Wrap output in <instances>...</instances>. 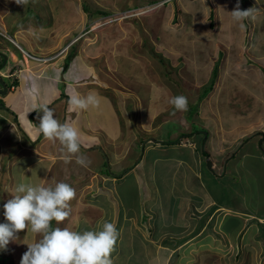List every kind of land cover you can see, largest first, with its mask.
Returning <instances> with one entry per match:
<instances>
[{"label": "rangeland", "instance_id": "rangeland-1", "mask_svg": "<svg viewBox=\"0 0 264 264\" xmlns=\"http://www.w3.org/2000/svg\"><path fill=\"white\" fill-rule=\"evenodd\" d=\"M235 4L236 0H29L21 6L14 0H0V35L7 33L21 47L31 49L26 30L36 37L66 33V38L58 37L59 43L54 45L57 48L53 47L46 55L58 51L73 36L77 40L71 48V53L74 50L75 53L66 52L60 60L59 70H64V80L86 82L90 88L87 92H98L104 97V104L115 113V116L108 112L93 114L92 108L86 119V140L80 137L81 142L89 145L88 150L100 152L99 145L105 140L114 118L126 136L124 142L117 139L116 146L111 143L113 152L118 154L114 156L112 152L111 161L109 156L102 155L104 161L99 165L97 158L88 156H95V153L86 151L85 157L90 163L85 172L77 170L79 167L74 161L63 163V169L59 160L49 176L38 180L37 183L45 185L64 181L76 191V197L70 201V216L59 224L53 220L52 227L83 231L96 229L103 222L98 220L114 223L119 237L111 253L113 264H264V220L257 219V211H264V179L248 180L244 170V177L239 180V176H233L238 182H230V187L224 189L222 177L204 172L202 180L207 191L196 202L212 196L234 208L240 201L245 210L256 214L249 216L250 223L242 230H235L240 228L241 222L230 214L219 224V229L213 226L212 230H204L199 240L189 239L182 246L174 247L181 239L195 233L208 214L197 215L193 203L185 204L182 199L169 195L183 186L180 178L190 176L183 165L178 166L179 175L173 177L167 161L164 166L159 161L153 168L146 167L144 156H140L141 145L158 139L167 144L171 138V143L179 144L181 139H177L183 137L186 130H209L216 137L215 147L232 141L233 133L244 132L247 138L257 136L249 132L256 128L264 131V0H240L241 10H254L253 17L243 21V29L231 18ZM85 5L87 12L83 8ZM137 9L146 12L123 17L125 11ZM110 18L112 21H106ZM1 36L0 42L4 45L1 54L8 58L2 70L7 66L23 65L19 51ZM46 49L44 46L36 50L44 54ZM33 63L28 60V64ZM55 88L64 92L65 85L57 84ZM202 92L206 94L201 96ZM175 95L187 97V111H178L167 102ZM258 98L263 99L258 101ZM12 108L9 110L13 115L18 114ZM1 113L11 118L9 111L7 114L1 110ZM60 117L57 115L56 119L62 122V115ZM20 120L19 117L17 129L20 143H24L27 135L22 131L25 126ZM97 124L101 127L99 132L90 131ZM31 126L37 130L35 121H31ZM135 132H144V138L140 135L141 141H134ZM187 138L194 140L193 136ZM6 141L7 148L0 163V223L5 222L2 205L11 198L14 187L20 182L34 183L30 175L22 177L27 159L23 152L17 155L19 143ZM242 143L240 141L230 155L236 157ZM101 145L106 148L103 142ZM80 152L74 155H85V150L80 149ZM58 153L66 155L61 147ZM173 153L177 150L165 146L155 151L156 155L168 158ZM182 155L187 157L184 152ZM206 158L203 167L209 169ZM254 160L247 155L238 165L245 168L253 165ZM218 166L213 164V170L223 175L225 169ZM94 170L104 176H109L110 171L111 176L125 177L114 181L105 177V180L108 178L107 187H113L114 192L104 191L101 185L106 181ZM9 179L11 183L7 182ZM193 181L188 184L189 190L200 192L194 184L197 181ZM234 191L240 195L236 197ZM128 203L130 205L124 207ZM135 209H139L142 220L134 218L131 221L134 228L129 230L123 226V213ZM181 212L185 213L183 217ZM174 215L177 217L171 219ZM183 221L188 224L186 234L180 229ZM226 226L234 228L232 234L226 235ZM17 237L5 249H0V264H20L27 250L24 242L39 239L27 229L19 231Z\"/></svg>", "mask_w": 264, "mask_h": 264}, {"label": "crops", "instance_id": "crops-1", "mask_svg": "<svg viewBox=\"0 0 264 264\" xmlns=\"http://www.w3.org/2000/svg\"><path fill=\"white\" fill-rule=\"evenodd\" d=\"M63 32L64 31L58 34H55V35H51V36L36 37V36H33L32 32H28V30H26V33L29 36L28 39L31 41V46H30L31 49L29 51H31L34 54H40L41 56H47L46 53H48L49 50H51L53 47L55 48L56 47L54 46L55 44L59 43L57 41L59 36L62 38H66L65 36L66 33H63ZM42 41H48V42L42 43ZM63 44H65V42ZM44 46L47 47V49L44 50L47 52H44V54H41V52H38L36 50V49L42 50ZM1 47H4V45H2V42H0V51H2ZM68 50L69 49L65 50L64 51L65 53L63 52V54H61V56H59L56 60H52L50 62L33 63L30 65V64H27V62L23 60L22 68L18 69V72L21 73V77L18 78V83H19L18 86L15 87L14 91L9 92L4 97H2V100L4 101L5 106L9 109L13 107L12 109L16 110L18 114L13 115L11 112H9V115L11 114L10 115L11 118H10L7 115L1 113V110L7 113L6 110L0 109V163L2 160L1 156H3L2 153L7 148L8 142L6 140L19 143V144L16 143L19 146V150H20L18 151L17 155L20 156L19 154L23 152V155H25L27 159L25 166H24V170L22 171V177L24 178L30 175L31 176L30 179H32L34 183H37L38 180L45 179V176L47 175L49 176L50 172L53 171L55 165L57 164V161L59 162V160H61V167H63V169H65L64 168L65 165L63 163H66L69 161H74L75 163H77L76 162L77 155H71L67 153L66 155H64V153H58V149L59 147H61V145L59 144V141H49L46 138H44L42 134L37 136L38 135L37 130H35L31 126V121H35L37 125L39 123V121L36 119V111L35 110L30 111V109L32 108L34 104L48 103L49 101H51L49 107L54 109V118H56V116L59 115V119H60L61 118L60 116L62 115V122H68L76 126L80 131V137H82L84 141L86 140V125L88 124L86 123V119L88 118L89 113H92L91 112L92 108L90 107L87 110H79V109L73 110L67 101L71 95H74L77 93L82 96L87 95L88 93H90V92H87L88 89L90 88L86 86L87 85L86 82H83L82 80H77L76 76H75V79L77 81H74V80L71 81L67 79L64 80V77L62 76L64 73V70L63 71L62 69L59 70L61 63H62L60 62V60L62 59L61 57L65 55L66 52H68ZM6 63H8V58H7ZM8 68H14V66H11V67L7 66L6 69ZM73 70L74 69H72V71ZM83 71L80 72L81 73L80 77L83 75L84 73ZM68 77H70V75ZM80 77L78 79H80ZM62 83H64L65 85L64 92H60L55 88L57 84H62ZM91 92H94V91H91ZM94 93L98 94V96L101 98V103L98 107L94 108L93 114L97 113L99 115L102 112L104 113L108 112L115 116V113H113L112 108H108L106 106L107 103L104 104L105 103L104 97L100 95L98 92H94ZM262 99L263 98H260V99L258 98V101ZM18 116L21 119L20 121L23 122L25 126L24 129L21 128L22 131L27 135V139H26L27 142H24V143H20L22 142V140L20 138L19 130L17 129L18 118H19ZM218 117L219 116L217 115V118ZM234 118L236 119V117ZM259 125H262V123L260 122ZM99 127L100 125L97 124L94 126V129L90 131H92L93 133L94 132L98 133L99 129L101 128ZM108 128L110 129L105 134V140L101 141L99 145V147L101 148L100 152L97 150L96 151L88 150L87 147H89V145H86V142L84 141L83 142L80 141V145H81L80 149L83 152L85 150V155L83 154L84 157L86 156V151L92 152V153L94 152L95 156L93 155L90 156L88 154L87 155L89 156V158H93V157L97 158L99 161V165L101 164V162L104 161V158L102 157V155L103 156L106 155V157L109 156L110 161L112 160L113 155L118 156V154L113 152L111 148V143L115 144L117 142V139L118 141L124 142L123 137H126L124 136L125 132L122 130V127H120V123L116 121L115 118L113 120V123L112 124L110 123ZM249 132L252 135L256 134L257 136L256 137L251 136V137L246 138L244 137V134H245L244 132H238L237 135H235V133L232 132L233 133L232 141H230L229 143L224 141V144L220 146L216 145V147L215 145H213V142L216 141L215 135H213V133L210 132L209 130L205 131V128L200 129V131L197 130L194 132V134L190 135V136H193L194 138V140L192 141H190L186 135L185 136L182 135L183 137L180 136L177 139L178 141L181 139V141H179V144L170 143L172 142L171 140L172 138H171L170 140L166 142L167 144H162L161 141H159L158 139V141H154V142L150 141L148 143L145 142L146 143L145 145H141L140 156H144L143 160H144V163H146V167L153 168L155 164L159 161H161V163L164 166L165 165L164 162L167 161V163L170 165L169 170L171 171V175L173 177L179 175L178 166L183 165L185 169L189 171L190 176L182 177V178L179 177L180 179H183V182H184L183 186L181 187L179 186L177 192L175 193L174 191L169 192V195H172L174 198L182 199V201H184L185 204L193 203L192 208H196L195 214L197 215H201V213L208 214L206 216L204 223L198 228V230L195 233L190 234L186 236L185 238L181 239L177 244L174 245V247L182 246L181 244H183L189 239L197 238V240H199L200 237L202 236V232L207 229L212 230L213 226L219 229V224L225 221L226 216L230 214L235 215L236 219H238V221L241 222L240 228H237L235 230H242L245 224L250 223L248 222V220H250L249 216L250 215L252 216V214H256V212H251L247 210V208L245 210V208L242 205V202L240 201L237 202L236 204L237 207H234V208L231 207L228 203H222L220 201H217V199L213 198L212 196H207V195H206L207 196L206 200H205V197L202 198V201L205 200V202H203L204 203L203 205H202V201L196 202L198 199L201 198L203 192L206 193L207 191L206 187H204L205 182L204 180H202L204 172H211L214 175H216L217 178L222 177L225 183V187H224V183L221 182V184H222V188L224 189H227L228 187H230L229 185L230 182L231 183H233V181L238 182V179H236L233 176H239V180L241 179V176L244 177V174H243L244 170L248 177L247 178L248 180H250L251 178L253 179V181L258 180V179H264V131L260 128H256L252 130V132L251 131ZM253 132H256V133H253ZM121 133H123L122 136H120ZM138 133L135 132L136 135H135L134 141L135 140L141 141V137L144 138L145 136L144 132L142 134L139 133V135ZM197 133L199 134L198 136L195 135ZM176 137H178V135H176ZM219 138L221 139V141L224 140L220 136ZM240 141H243V143L242 145L239 146L237 150V156L234 157L230 155L231 153L230 151L234 147H236ZM95 142H98V141H95ZM102 142L103 144H105L106 148L102 147L101 145ZM125 144H127V141L126 143H124V146ZM207 144H210L209 147L207 146ZM55 145L58 146L57 149ZM164 146L166 148L176 149L177 153L171 154L170 158L164 157V156L162 157V155L160 156L156 155L155 154L156 149L164 148ZM203 149L207 152L208 154L207 156H203V153H201ZM178 150H180L179 153H178ZM183 152L187 154V157H184L182 155ZM17 155L15 156L18 157ZM247 155L253 156V158L255 159L253 161L254 164L246 165L245 168H243V166L238 165V162L244 159L245 156ZM205 157H207L209 161L212 160L214 162L212 163L210 161L211 171L205 168V166L203 167L204 165L203 159ZM226 158L228 159L225 163V166L223 167V162H224V159ZM175 163L177 164L175 165ZM213 164L219 165L218 166L219 168H224L225 169L224 174L221 175V173H216V171L213 170ZM76 166L79 167L77 170L82 171V172L86 171V167L78 163ZM28 169H31V171H28ZM77 170H75V172ZM94 172H96L97 176H99V178L104 181L108 179L106 178L105 180V177H110V179L111 180L113 179V181L121 180L123 177H125V176H121L119 178H116L115 176H111L110 171L108 173L109 176L108 175L104 176L105 174L103 175L102 173L97 172L95 170ZM9 173H10V170L8 171V174ZM67 173L68 171L66 172V174ZM213 174L211 175L210 173H208V175H210L211 177L213 176ZM10 175L12 177L11 173ZM127 175H130V174H127ZM213 177L214 179L216 178L215 176ZM193 180L197 182L195 183ZM16 181L17 180H15V182ZM191 181L194 182L196 188L198 189L200 188L201 190L200 192L199 191L191 192L189 190L188 184ZM7 182L11 183V180L9 179ZM242 182L243 181L241 180L240 183ZM115 184L116 182L113 185ZM101 186L103 187L104 191L114 192L113 187H111L110 185H108L109 188L107 187V181L104 182V184H102ZM234 186H235V183H234ZM248 186H250V183H248ZM193 190H194V186H193L192 191ZM257 191H259V187L257 188ZM234 194L236 197L240 195V193L237 195V191H234ZM242 194H244V192H242ZM260 196L262 195L260 194ZM236 197L234 198L236 199ZM129 205L130 203L125 204L124 207H127ZM138 210L139 209H135L133 211L124 210L125 213H123L124 215L122 214L123 215L122 223L124 222L123 226H125V228L127 227V229L129 230L133 229L134 224H132L131 221L134 218H137L136 220H138L139 218L141 219V217H139L140 212L138 213ZM136 211H137V215H136ZM184 215L185 213L181 212V217H183ZM257 215H258L257 219L261 218L264 220V211L263 212L257 211ZM174 217H177V215L172 216L171 219ZM217 217L219 218L216 220ZM95 219H97V217ZM102 221H105V220H101V221L98 220V222H102ZM187 225L188 224L186 223V221H183V224L180 227V229L182 228L184 229L183 233L185 232L187 233V231L185 230L187 228ZM125 230H123V232ZM224 230H225L224 232L226 233V235H229L230 232L231 234L233 233L234 228L232 230L226 226ZM123 232H122V235H123ZM159 245L164 247V245L162 244H159Z\"/></svg>", "mask_w": 264, "mask_h": 264}, {"label": "clouds", "instance_id": "clouds-1", "mask_svg": "<svg viewBox=\"0 0 264 264\" xmlns=\"http://www.w3.org/2000/svg\"><path fill=\"white\" fill-rule=\"evenodd\" d=\"M14 2L23 6L28 4L29 0H14ZM135 11L137 13L133 16H137L143 11L146 12L145 9ZM253 11V8L241 10L240 0H236L234 9L230 13L232 20L243 29L245 27L243 21L253 17ZM106 21H112V19ZM1 37L9 41L19 51L22 60L27 64L28 60L35 63L50 62L61 56L67 49H69L68 54H73L75 50L71 53V48L77 41L73 38L63 44L58 51L41 56L21 47L7 33ZM26 53L39 59H30L25 55ZM6 62L0 66V79L3 82H8L6 88L14 91L16 83L18 84V78L21 77L18 69H21L23 65L2 70L7 64ZM1 88L0 85V90ZM67 102L73 110H87L90 107H98L101 98L94 92L83 96L77 93L71 95ZM167 102L178 111H187L188 99L184 95L170 96ZM50 103L51 101L34 104L30 109V111H36V119L39 121L37 133L42 134L49 141H59L61 150L66 151L67 154L80 153L79 129L71 123L61 122L54 118V109L49 107ZM76 162L84 167L90 163L83 155H78ZM10 196L11 198L2 205L5 222L0 223V249H5L10 241H16L17 233L21 230L27 229L32 234L39 236V239L24 242L27 245V250L22 254L20 264H113L111 253L114 251L119 235L114 223L105 220L96 229L83 231L51 226L53 220L59 224L71 214L70 201L76 197V191L70 184L64 181H53L47 185L20 182L11 191Z\"/></svg>", "mask_w": 264, "mask_h": 264}, {"label": "trees", "instance_id": "trees-1", "mask_svg": "<svg viewBox=\"0 0 264 264\" xmlns=\"http://www.w3.org/2000/svg\"><path fill=\"white\" fill-rule=\"evenodd\" d=\"M83 8H84V11H86L87 12V7H86V5L85 6H83ZM100 13H102L103 15H106L107 14V12L106 11H99ZM216 70H214V72H213V74H214V77H215V74H216V72H215ZM18 85L16 84V87H17ZM211 88H212V86H211ZM210 88V89H211ZM209 89V90H210ZM206 93H207V90H206ZM206 93H203L202 92V94H201V96H204ZM1 96V95H0ZM0 109H4V110H6V111H9V112H11L10 110H9V108H7L6 106H5V104H4V101H2V97L0 98ZM12 114H14L13 112H11ZM186 115H188V117H190V115H189V113H187ZM183 134H185L186 136H190V135H192V134H194V132L193 131H191V130H189V132H187V130L183 133ZM182 134V135H183ZM185 135H183V136H185ZM196 136H198L199 134L197 133V134H195ZM171 143V142H170ZM203 153H204V155L205 156H207L208 154H207V152L203 149V151H202ZM115 177H117V176H115Z\"/></svg>", "mask_w": 264, "mask_h": 264}, {"label": "water", "instance_id": "water-1", "mask_svg": "<svg viewBox=\"0 0 264 264\" xmlns=\"http://www.w3.org/2000/svg\"><path fill=\"white\" fill-rule=\"evenodd\" d=\"M3 59H4V63L2 64V66L5 64V62H6V55H3ZM0 85H1V90H0V95H4L5 94V92H6V85L4 84V82L0 79ZM206 162H207V167L209 168V169H211V163H210V161L208 160V159H206Z\"/></svg>", "mask_w": 264, "mask_h": 264}, {"label": "built area", "instance_id": "built-area-1", "mask_svg": "<svg viewBox=\"0 0 264 264\" xmlns=\"http://www.w3.org/2000/svg\"><path fill=\"white\" fill-rule=\"evenodd\" d=\"M137 13V11H129V13H127V11H125L124 13H123V17H129V16H133V15H135ZM28 58H30V59H39V58H37V57H35V56H32V55H30V54H28V53H26L25 54ZM13 74H11L10 76H12Z\"/></svg>", "mask_w": 264, "mask_h": 264}, {"label": "flooded vegetation", "instance_id": "flooded-vegetation-1", "mask_svg": "<svg viewBox=\"0 0 264 264\" xmlns=\"http://www.w3.org/2000/svg\"><path fill=\"white\" fill-rule=\"evenodd\" d=\"M2 56V57H1ZM3 61H4V59H3V54H1V51H0V66L3 64ZM9 92H12L9 88H6V92H5V94L2 96V97H4L6 94H8ZM3 101V100H2Z\"/></svg>", "mask_w": 264, "mask_h": 264}, {"label": "bare ground", "instance_id": "bare-ground-1", "mask_svg": "<svg viewBox=\"0 0 264 264\" xmlns=\"http://www.w3.org/2000/svg\"><path fill=\"white\" fill-rule=\"evenodd\" d=\"M141 13H142V12H141ZM138 14H139V13H138ZM3 63H4V61H3ZM9 75H11V74H9ZM6 83H7V82H4L5 85H6Z\"/></svg>", "mask_w": 264, "mask_h": 264}]
</instances>
